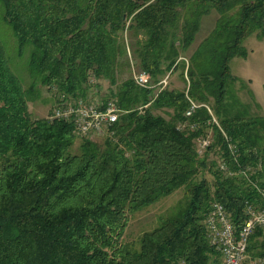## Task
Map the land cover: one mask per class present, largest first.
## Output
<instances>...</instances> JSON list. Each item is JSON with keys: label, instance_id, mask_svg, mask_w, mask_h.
I'll list each match as a JSON object with an SVG mask.
<instances>
[{"label": "trees", "instance_id": "obj_1", "mask_svg": "<svg viewBox=\"0 0 264 264\" xmlns=\"http://www.w3.org/2000/svg\"><path fill=\"white\" fill-rule=\"evenodd\" d=\"M0 5L17 53L30 47L25 87L0 42V264H221L203 223L211 204L223 205L237 229L246 204L262 205L253 183L264 189V116L233 94L229 64L246 56L250 35L264 39V0ZM212 12L213 28L187 56ZM133 67L149 74L150 88L134 82ZM178 70L183 89L159 84ZM101 83L108 98L100 100L113 99L121 110L101 137H80L76 146L69 122L29 111L37 85L73 101L87 100ZM189 100L211 113L201 106L186 117ZM184 123L195 128L181 129ZM209 132L211 144L199 156L197 139ZM258 164L256 175L239 174ZM178 189L183 199L138 246L122 243L129 213ZM247 255L264 264L258 228Z\"/></svg>", "mask_w": 264, "mask_h": 264}, {"label": "rangeland", "instance_id": "obj_2", "mask_svg": "<svg viewBox=\"0 0 264 264\" xmlns=\"http://www.w3.org/2000/svg\"><path fill=\"white\" fill-rule=\"evenodd\" d=\"M217 18V13L203 17L200 30L196 35L193 45L190 47L187 56L195 49L196 45L210 32ZM0 42L6 48L7 57L11 63L14 73L18 74L27 87L30 78L26 69L30 47L25 48L20 56L17 53V41L14 38L11 28L2 18V7L0 5ZM243 47L247 51L245 57H234L230 61V70L237 78L233 84V94L240 99L241 103L247 105L252 115L264 116V39L258 38L255 34L250 35L244 42ZM137 71L136 67L132 68ZM180 70L173 73L167 80L166 85L184 88V83L179 77ZM133 75V74H132ZM108 85L101 83L99 87L93 88L87 100H100L108 98ZM59 94L55 90H47L37 85L33 93L32 101L29 102V111L33 118H47L55 105L58 103ZM101 137V136H98ZM96 138V137H95ZM80 137L76 139V146ZM214 158V156H213ZM208 180L212 177L205 173ZM183 199V189H178L169 196L160 199L158 202L143 208L137 212L127 215V224L122 237V243L138 246V240L144 232L151 231L157 227L159 219L171 211V209Z\"/></svg>", "mask_w": 264, "mask_h": 264}, {"label": "built area", "instance_id": "obj_3", "mask_svg": "<svg viewBox=\"0 0 264 264\" xmlns=\"http://www.w3.org/2000/svg\"><path fill=\"white\" fill-rule=\"evenodd\" d=\"M167 78L166 76L159 84L165 86ZM133 79L140 87H151L150 76L146 71H133ZM189 102L190 107L185 112L186 117H189L195 109L204 106L198 105L191 100ZM206 108L208 109V107ZM120 114L121 110L113 99L106 101L77 99L72 101L66 99L64 96H59L58 103L47 119L50 121H67L72 125L74 133L77 136L91 139L107 134ZM212 121L217 124L215 118H212ZM186 126H189L190 129L195 128L193 124L188 125L184 123L179 125L181 129ZM211 141V132L197 139L196 151L199 156L204 154ZM230 148L234 153L236 149L233 146H230ZM218 165L219 169L225 171L228 175L233 174L223 161H220ZM261 171L262 166L258 164L256 167L246 166L240 169L239 174L248 179L250 176L256 175ZM253 186L261 195L262 205L255 207L246 204L245 214L247 218L240 229L235 227L230 213L220 203H212L205 215L203 223L206 237L209 244L218 252L221 264H261L263 262L262 260H251L247 255L248 239L254 230L260 229L264 236V189L259 186L257 181L253 183ZM177 264L186 263L181 261Z\"/></svg>", "mask_w": 264, "mask_h": 264}]
</instances>
